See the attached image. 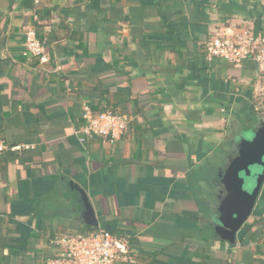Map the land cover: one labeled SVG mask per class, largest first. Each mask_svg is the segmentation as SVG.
I'll use <instances>...</instances> for the list:
<instances>
[{"label":"crops","instance_id":"crops-1","mask_svg":"<svg viewBox=\"0 0 264 264\" xmlns=\"http://www.w3.org/2000/svg\"><path fill=\"white\" fill-rule=\"evenodd\" d=\"M246 26L264 30V0H0V141L28 146L0 158V264H42L54 237L101 228L127 264H264V184L236 244L213 230L264 80L203 54ZM31 28L45 62L23 55ZM85 105L134 123L82 141Z\"/></svg>","mask_w":264,"mask_h":264},{"label":"built area","instance_id":"built-area-1","mask_svg":"<svg viewBox=\"0 0 264 264\" xmlns=\"http://www.w3.org/2000/svg\"><path fill=\"white\" fill-rule=\"evenodd\" d=\"M37 2V0H34ZM23 55L45 62L44 44L34 29L24 32ZM209 60L218 59L233 67L248 63L256 69V77L264 80V30L253 27L239 30L226 28L211 37L205 46ZM254 111L264 117V90ZM83 126L79 130L81 140L100 137L114 142L119 140L131 125L132 119L122 113L109 110L94 112L88 105L82 110ZM28 146L9 147L0 141V157L10 150ZM54 253L42 264H117L127 262L129 247L123 238L98 229L88 235L65 234L51 240Z\"/></svg>","mask_w":264,"mask_h":264},{"label":"water","instance_id":"water-1","mask_svg":"<svg viewBox=\"0 0 264 264\" xmlns=\"http://www.w3.org/2000/svg\"><path fill=\"white\" fill-rule=\"evenodd\" d=\"M244 134L236 143V153L218 177L221 187L216 212L218 223L213 230L220 240L230 245L236 244L237 235L251 216L264 184V123ZM76 189L89 211L85 194ZM88 214L83 217L87 218ZM90 223L95 225L92 220Z\"/></svg>","mask_w":264,"mask_h":264},{"label":"trees","instance_id":"trees-1","mask_svg":"<svg viewBox=\"0 0 264 264\" xmlns=\"http://www.w3.org/2000/svg\"><path fill=\"white\" fill-rule=\"evenodd\" d=\"M32 3H35V1L34 0H32ZM205 55H206V52L203 54V57H205ZM250 87V86H249ZM112 97H114L115 95H111ZM116 97V96H115ZM106 110H109V111H112V112H115V113H120V112H118V111H115L114 110V108H111V107H106V108H103V109H100L99 111H106ZM122 114H126V115H128L129 117H131V115L132 114H130V113H128V112H123ZM132 123H134V120H133V118H132ZM6 154V153H5ZM5 156V155H4ZM1 158V157H0ZM259 221V220H258ZM258 221L256 220L255 222H253V224H257L258 223ZM251 228V227H250ZM250 228H248L247 229V231H246V233H247V235L251 238V239H254L255 240V236H254V234L251 232V230H250ZM101 229H103V228H101ZM93 232V231H92ZM89 233H91V232H89ZM89 233H86V234H84V233H79V235H88ZM113 235H115V234H113ZM116 236V235H115ZM129 256V255H128ZM121 264H127V262H123V263H121Z\"/></svg>","mask_w":264,"mask_h":264},{"label":"flooded vegetation","instance_id":"flooded-vegetation-1","mask_svg":"<svg viewBox=\"0 0 264 264\" xmlns=\"http://www.w3.org/2000/svg\"><path fill=\"white\" fill-rule=\"evenodd\" d=\"M218 183V182H217ZM218 185H217V191H216V198H217V200H218Z\"/></svg>","mask_w":264,"mask_h":264},{"label":"rangeland","instance_id":"rangeland-1","mask_svg":"<svg viewBox=\"0 0 264 264\" xmlns=\"http://www.w3.org/2000/svg\"><path fill=\"white\" fill-rule=\"evenodd\" d=\"M245 135V134H244ZM246 136V135H245ZM247 227L246 225L244 226V228Z\"/></svg>","mask_w":264,"mask_h":264}]
</instances>
